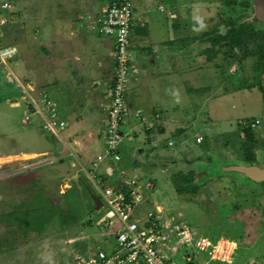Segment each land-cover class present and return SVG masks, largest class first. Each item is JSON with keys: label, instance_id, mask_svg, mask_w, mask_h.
<instances>
[{"label": "rangeland", "instance_id": "rangeland-1", "mask_svg": "<svg viewBox=\"0 0 264 264\" xmlns=\"http://www.w3.org/2000/svg\"><path fill=\"white\" fill-rule=\"evenodd\" d=\"M52 1L57 9L64 7L61 14H68L66 0H0V231L8 238L0 246V264H72L77 255L91 248L115 244L109 235L112 227L106 224L115 215L105 204L97 208L92 197L95 193L102 199L95 188L105 172L102 167L96 169L77 156L60 157L56 149L33 151L31 147L37 145L32 141L20 147L18 140L6 141L7 129L23 125L27 115L28 125L35 124L40 130L43 124L17 93L20 84L32 99L44 90L35 86L37 78L18 69L20 61L44 47L40 35L47 23L42 20L44 25L38 27L35 13L50 17ZM75 1L79 25L91 29L90 18L110 0ZM238 1L229 5L225 0H131L138 27L148 17L151 22L146 25L154 35L183 38L174 42L175 52H180V44L186 45L181 47L183 91L177 93L172 85L166 88L167 82L159 86L163 115L176 116L183 131H167L157 138V145L148 137L144 143L136 142L130 146L138 148L133 155L132 148L125 146L118 167L126 172L117 181L135 171L145 185L141 212L157 206L168 215L181 210L195 230L238 243L232 264H264V183L231 169L246 165L252 152L256 164L264 163V71L258 57L245 58L244 51L237 49L235 57L224 53L227 47L218 52L222 45L217 36L227 35L231 27L252 21L256 15L255 6L244 8L240 4L244 0ZM6 3L9 8L2 7ZM191 36L195 43L190 44ZM252 119L262 121L252 130L255 142L245 133L251 130ZM198 134L206 136L202 144L196 142ZM134 161L137 167H132ZM191 172L194 175L186 184L182 177ZM107 184L101 182V189ZM36 194L47 197L56 214L42 232L26 235L18 225H9L3 215L17 206L23 207L19 210L23 213ZM197 253L202 263L209 262L207 254Z\"/></svg>", "mask_w": 264, "mask_h": 264}, {"label": "crops", "instance_id": "crops-1", "mask_svg": "<svg viewBox=\"0 0 264 264\" xmlns=\"http://www.w3.org/2000/svg\"><path fill=\"white\" fill-rule=\"evenodd\" d=\"M66 2L65 11L69 5L67 12L71 13L70 16H67V13L61 14L60 10L64 7L58 6L57 9L56 2L53 1L49 6L52 10L50 17H45L41 12L35 13V23L38 27L42 20L47 23L40 35L44 47L37 48L33 56H26L23 62L20 61L18 69L20 73L32 74L37 78L35 80L38 82L35 86L39 90L46 91L59 105L62 119L68 122V126L63 130L65 134L61 132L60 136H56L46 132L42 126L39 130L35 124L28 125L29 122L24 119L23 125L11 126L12 128L7 129L6 141L18 140L20 142L17 144L18 147L21 143L32 141L33 145H37L31 147L33 151L44 153L53 152L56 149L60 157L77 156L95 167L96 158L93 155L96 153L97 156L105 150L102 136L103 120L107 114L109 95L117 66L114 56L116 41L114 37L100 36L88 27L84 29L78 23L79 15L76 16L78 2L75 0L72 2L66 0ZM162 6L164 5L160 4L161 10H163ZM172 14V18H177L176 14ZM147 18L139 27L135 24L134 18L129 47L132 64L137 71L132 76L128 91L127 105L130 116L123 129L134 137L133 141L125 145L129 149L132 148L130 151L132 155L138 148L134 147V149L130 146H136V142L137 145L139 142L144 143L145 138L148 137L152 139L153 145H157L159 144L157 138L164 136L167 131L171 133L183 131V128L177 124L179 120L176 116L170 118L168 113L163 115L164 110L160 108L163 96L160 94L159 86L167 82L166 88L172 85L178 88L177 93L180 92L179 90L183 91L184 79H181L180 69L182 60L185 59L182 52L186 45L180 44L178 46L180 52L176 51V53L173 49L174 42L183 38L173 35L170 37L154 35L146 25L151 22ZM189 42L195 43L196 39L191 36ZM181 47L184 49L181 50ZM198 58L199 63L204 64L203 58ZM173 110L177 111L178 108L175 107ZM157 111H162L160 119L155 118ZM143 114L154 122L152 129H147L141 123ZM197 136H203V142L206 141V136L203 134ZM137 164V161H134L132 167H137ZM99 166L105 171L99 180L102 183H108L106 186L117 185L118 176L126 172L124 167L121 170L118 163L110 160H106ZM131 173L135 174V171ZM92 197L94 201L95 197L100 199L95 193ZM100 201L102 203V199Z\"/></svg>", "mask_w": 264, "mask_h": 264}, {"label": "built area", "instance_id": "built-area-1", "mask_svg": "<svg viewBox=\"0 0 264 264\" xmlns=\"http://www.w3.org/2000/svg\"><path fill=\"white\" fill-rule=\"evenodd\" d=\"M2 7L9 8V3ZM90 19L92 30L100 36L114 37L116 41L114 56L117 66L107 114L103 120L105 150L96 157L94 166L97 168L106 160L119 163L122 149L127 142L134 140L133 135L123 129L130 116L128 91L132 76L137 71L129 52L134 22L132 2L110 0ZM18 88L32 113L41 118L42 128L60 136L68 122L62 119L59 105L46 91L32 99L30 92L21 84ZM161 117L162 111H157L155 118ZM26 119L30 120L29 115ZM141 123L147 129L154 127V122L146 114L142 115ZM261 124L260 119H252L248 126L255 130ZM203 140V136L197 137L198 143ZM95 186L101 194L103 207L105 204L115 215L114 219L106 223L112 227L109 235L114 237L115 244L91 248L77 255L72 264H204L199 260L197 251L208 255L207 264L233 263L238 243L195 230L183 211L177 210L173 215H168L157 206L147 213L141 212L139 209L146 195L145 185L139 176L129 175L117 185L103 189L100 187L101 182ZM244 264L257 263L249 261Z\"/></svg>", "mask_w": 264, "mask_h": 264}, {"label": "trees", "instance_id": "trees-1", "mask_svg": "<svg viewBox=\"0 0 264 264\" xmlns=\"http://www.w3.org/2000/svg\"><path fill=\"white\" fill-rule=\"evenodd\" d=\"M225 2L229 5H234L237 2L239 3L238 0H225ZM240 4L243 5L244 8L254 6L252 0H244ZM260 24H263V26H261ZM217 38H219V41L222 45L218 52H223V49L227 47L228 52L224 51V53L226 55L229 54L231 57H235L237 49L240 51H244L245 58L251 56L258 57L261 62L260 69L261 71H264V23L262 21L257 20L256 15L255 17H253L252 21H245L239 23L231 27L227 35L217 36ZM17 94H20L22 97V93L20 92V90ZM245 133L249 137V139H252V141L255 142V136L252 130H246ZM202 143L203 142L199 144ZM244 148H249L251 150L252 146H244ZM256 159L257 158L255 153L252 152L251 155L246 157L247 164H256ZM193 175V172L187 175H183L182 181L188 184L189 182H191V178L193 177ZM181 186L182 184L178 186L179 191H182V188H180ZM37 194L31 196L29 203L26 204L24 207L25 211L23 213L19 211L23 207L17 206L15 211L3 215L4 217H6V221L9 225H18L20 230L24 231L26 235L30 231L36 233L42 232L46 228L49 221H51L53 216L56 214L55 207L52 202L47 197H39L37 196ZM45 199L49 200V202ZM79 218L81 217L79 216ZM64 219L65 224H67L68 221L65 217ZM7 240L8 238L4 237L3 233L0 231V246L2 243L7 242Z\"/></svg>", "mask_w": 264, "mask_h": 264}, {"label": "water", "instance_id": "water-1", "mask_svg": "<svg viewBox=\"0 0 264 264\" xmlns=\"http://www.w3.org/2000/svg\"><path fill=\"white\" fill-rule=\"evenodd\" d=\"M252 2L255 5L257 20L262 21L264 23V0H252ZM231 169L237 170L238 172L245 174L247 178L254 182H264V163L262 165H238L231 167ZM95 203L97 205V208H103V204L97 197H95Z\"/></svg>", "mask_w": 264, "mask_h": 264}, {"label": "flooded vegetation", "instance_id": "flooded-vegetation-1", "mask_svg": "<svg viewBox=\"0 0 264 264\" xmlns=\"http://www.w3.org/2000/svg\"><path fill=\"white\" fill-rule=\"evenodd\" d=\"M254 5V4H253ZM255 6V5H254ZM264 183V182H263Z\"/></svg>", "mask_w": 264, "mask_h": 264}]
</instances>
